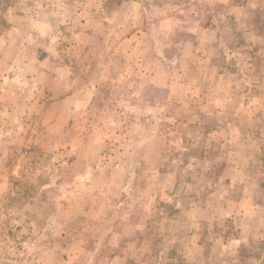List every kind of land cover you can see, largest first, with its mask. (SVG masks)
<instances>
[{"label": "rangeland", "instance_id": "rangeland-1", "mask_svg": "<svg viewBox=\"0 0 264 264\" xmlns=\"http://www.w3.org/2000/svg\"><path fill=\"white\" fill-rule=\"evenodd\" d=\"M72 1H77L76 9L90 2L113 7L121 2L0 0V264H167L170 258L181 262L187 251L177 248L178 236L165 241L164 234L166 228L187 224L168 213L176 206L181 212L194 201L185 200L181 187L174 197L172 184L186 177L180 162L205 148L209 155L221 150L214 159L217 168L246 162L253 167L246 174H219L224 180L247 177L258 183L248 187V198L240 188L222 182L214 188L217 168L207 173L198 169L193 175L192 194L217 219L203 226H220L225 239L231 237L228 234L239 237L235 225L245 229L248 224L238 216L233 219L235 213L257 206L264 215V108L261 124H254L251 114L237 107L230 146L206 145L197 139L194 121L179 122L197 116L198 92L182 89L181 84L184 78L186 85L201 87L198 74L175 75L156 62L160 73L142 75L135 68L139 60L125 61L115 53L127 30L122 28L126 16L119 15L110 26L95 23L89 27L92 36L86 35L85 21L79 23L80 17L66 10ZM153 29L156 38L169 36L172 45L144 41L146 53L181 56L179 47L186 38L179 27ZM239 60L230 63L240 74L237 83L242 79L245 84L248 70L238 65ZM183 62L173 60L174 67L180 70ZM258 78L262 77L252 80ZM225 81L230 82L226 78L218 84ZM170 83L171 88H165ZM210 91L225 107V93ZM244 93L250 96L240 91L231 97L239 102ZM255 97L264 99V94ZM213 103L209 111L215 109ZM211 127L205 124L203 130L212 133ZM250 128L257 134L252 147L245 141ZM188 137L193 154L182 152ZM213 191L215 199L210 196ZM214 237V232L204 236L206 249L190 256L203 257L202 264H219L217 251L207 248ZM251 247L261 250L259 241Z\"/></svg>", "mask_w": 264, "mask_h": 264}, {"label": "crops", "instance_id": "crops-1", "mask_svg": "<svg viewBox=\"0 0 264 264\" xmlns=\"http://www.w3.org/2000/svg\"><path fill=\"white\" fill-rule=\"evenodd\" d=\"M76 2L69 3L70 5L68 4L66 10L68 9L69 13H72L75 17H80L79 23L85 21L83 26L86 35L92 36V29L89 27H93L95 23H100L102 27L110 26L113 24L114 19L118 22L119 15L126 16L127 23L122 28L127 30L120 40L118 50L116 49L118 52L115 53L117 57L125 61L130 57L131 60H134V63L139 60L140 64H136L135 68L142 75L152 76L160 73L156 69V62L167 65L166 70L175 75L180 72L182 75L187 73L198 74L197 79L202 83L201 87L194 88L186 85L184 78H182L183 82L181 84L182 89L198 92L196 99L200 102L198 103L197 116H195L196 118L193 117V120H185L184 118L183 120L180 119L179 122L186 121L189 124L194 121L198 129L196 131L197 139L201 142H205L206 145H212L211 143H213L212 147L215 149H220L219 147L226 145L229 147L235 139L234 130L236 119H238L237 114H235L237 107L239 109L243 107L244 110H247L251 114V121L254 124H261L264 99L255 96L264 94V79H262L264 78V17L259 16L261 13L264 15V0H182L180 3L174 0H121L114 7L107 3L95 5L90 2L78 9L74 7ZM82 14L83 16H81ZM163 25L164 27L169 25L179 27L186 38L179 47V52L182 53L181 56L170 57L164 52L157 54V51L146 53L142 49L144 41L147 44H157L159 42L164 43V46L172 45L173 40L169 36L161 39L155 37L158 36V33H153L154 27L160 28ZM126 46L129 50H124ZM121 48H123V51L119 50ZM121 55L123 56L121 57ZM238 58L241 60L238 61V65L241 63L240 66H245L248 70V74L245 76L244 73L243 76L249 77V82H245V84H243L242 79L239 81L240 83H237L240 74L234 70L235 66L230 63L237 61ZM180 59L184 60V66L179 70L176 69V66L174 67L173 60ZM254 76H261L262 78L252 80ZM226 78L230 80L229 83L225 81L218 84V80ZM151 83L154 88L160 87L153 82ZM171 85L172 83L165 86V88L170 89ZM211 89H219V91L225 93L224 96L227 97L223 102L225 107L220 102H216L219 96L215 94L216 97H214L213 92L210 91ZM240 91H246L250 93V96L246 98V93H244L245 98H240L238 99L239 102H234L231 96L240 94ZM211 98H214L215 103L212 102ZM192 99H195L194 94ZM211 102L215 109L209 111L207 107L212 104ZM220 108L226 109L222 111ZM205 124L212 125V133L203 130ZM254 136H257V134L254 135L252 128H250V131L246 130L245 141L246 143L249 142L250 147H252L251 142ZM261 137H264V135L261 134ZM189 139L192 138H187L186 144L182 147V152L193 154L195 148L188 145ZM206 149L204 152L200 150L197 156L191 155L193 159L190 161L180 162L186 177L181 183L175 181L172 184V189L175 188L174 197H178L176 195L179 187H181V191L184 189L185 192V200H193L194 203L181 212L177 206L175 208L172 206L173 210L168 213L170 218H176V220L180 217L183 218L187 225L183 228H166L165 241L176 234L178 236L177 248L185 250L187 253H183L181 262H172L173 260L170 258L168 259L170 263L167 264H202L203 257L200 258L197 255L194 258L190 256V253H202L206 249L204 236L212 232L215 233V239L212 238L210 241L214 239V243L212 242V245L210 244L207 248L217 251L218 258L215 259L219 264H264V215L259 213L257 206H252L243 214L235 213L233 215V219L243 218L248 224L245 229H242V226L235 225V231H238L239 237L228 234L231 237L225 239L226 232H222L220 226L216 225V229L203 226V223L211 226L217 219L206 210L203 200L199 199L198 195L192 194L194 193L192 192L194 186L193 175L196 174L195 172L198 169L199 173L213 172L217 168V162L214 159L222 153L221 150H216L212 155H209ZM252 169L253 167L249 166L248 162L243 166L236 164L224 165V167L217 168L218 177H214L211 184L214 188L216 185L220 186L221 182L223 186L226 185L228 188L238 187L240 188V194L244 198H248V187L258 186V183L253 182L250 178L247 179V177L242 179L229 177L228 180H224L220 178L221 175L219 174L221 171L224 173L226 171L244 172L246 174ZM168 190L171 192V188H168ZM210 196L215 199V192L210 193ZM168 198L173 202V196H168ZM238 201L241 202L242 200ZM256 241H259L261 246L260 252H256V249L251 247L252 243ZM216 246L217 248H215Z\"/></svg>", "mask_w": 264, "mask_h": 264}]
</instances>
